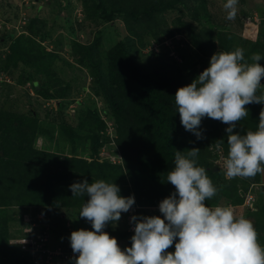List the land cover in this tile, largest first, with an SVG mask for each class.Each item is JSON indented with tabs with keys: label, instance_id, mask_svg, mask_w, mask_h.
<instances>
[{
	"label": "trees",
	"instance_id": "trees-1",
	"mask_svg": "<svg viewBox=\"0 0 264 264\" xmlns=\"http://www.w3.org/2000/svg\"><path fill=\"white\" fill-rule=\"evenodd\" d=\"M236 1L241 4L238 9L242 10L241 14L233 13L227 17L224 12L227 21L220 23L219 19L210 16L208 0H84L85 17L91 19L86 17L87 21L94 19L98 26L123 17L132 29L138 24L139 30L151 34L153 45L162 37L171 38L172 45L159 44L166 45L165 50L172 59L169 63L159 57L161 53L155 57L157 52L154 51L147 56L155 57L156 61L142 63L136 55L134 39L121 34L120 41L104 53L99 50L102 31H98L88 44L71 41L73 63L46 50L43 43L29 33L35 31L30 23L29 34L17 35L16 30L11 32L6 28L0 30L2 43L10 42L5 72L8 75L14 73L9 72L11 65L27 68L19 76V84L26 85L25 76L29 77L27 82L32 83L37 94L46 100L57 101L63 121L57 127L35 113L17 115L0 108V264H33L30 253L15 250L17 246L11 244L13 232L8 224L13 219L10 214L14 207L33 206L43 215L49 208L54 211L61 207L68 211L97 209L107 224L110 218L104 213L122 210L127 221L128 210L139 206L144 209H136L133 215L134 221L141 224L152 207L164 211L166 208L212 209L228 204L242 206L245 195L251 191L256 198V211L242 208L241 213L245 219L254 218L257 222L252 231L243 230L236 240L240 247L238 254L241 259H246L248 252L264 253V236L260 234V230H264V188L260 182L264 160L260 158L263 153L258 146L264 136V92L245 85L247 99L238 100L233 96L231 85V75L247 82L248 77L264 73V13L260 15L256 39L249 41L242 35L229 34L230 28L243 27L252 17L245 11L246 1ZM90 9L93 12L88 15L86 11ZM167 11L179 13L176 22L186 31L183 39L176 40L177 30L160 32L158 29L160 16ZM72 27L70 34L73 36L76 29ZM134 33L141 36L140 31ZM186 48L194 49L199 62L207 69L193 74L191 81L184 69H179V63L189 60L190 53ZM229 54H233L236 62ZM102 57L107 65L105 72L100 61ZM59 61L73 68L81 65L90 71L82 84V92L89 93V99L81 103V109L89 110L91 117L83 123L88 125L83 126L88 131L78 126L83 119L73 127L64 118L67 102H71L70 98L76 92L72 84L77 78L67 81L66 70L60 71L53 66ZM227 69H230V75L225 72ZM51 90L54 93L50 94ZM97 98L105 103L101 109ZM77 105L79 107V103ZM102 114L111 116L112 128L101 118ZM226 119L230 121L227 123ZM91 122L95 126H91ZM108 129H113L116 144L107 148L113 155L100 162L104 146L101 142H107ZM237 133L247 137V146L239 143L235 137ZM58 136L57 143L55 138ZM39 137L50 144L56 141V151L38 149ZM229 141L235 144L231 145L233 143ZM213 145L222 146L225 157L248 175L247 180L238 176L227 179L221 172L214 171L209 163ZM61 146L67 147V154L62 155L58 150ZM252 184L258 187L251 189ZM189 212L192 216L186 219L185 225H180L179 232L192 237V227L200 226L202 221ZM34 217L37 222H44L37 215ZM172 221L178 224L179 220L175 216ZM39 232L51 234V230L42 226ZM103 235V240L110 243L107 250L111 253L117 252L114 244L118 243L143 246L127 228L108 227ZM129 237L131 240L127 241ZM51 245L63 248L61 244ZM198 246V241L175 243L174 240L171 246H156L151 253L156 254L158 248L164 253H176L187 247L199 252ZM105 247L101 244L95 251L102 253ZM201 254L203 259L207 258Z\"/></svg>",
	"mask_w": 264,
	"mask_h": 264
},
{
	"label": "rangeland",
	"instance_id": "rangeland-1",
	"mask_svg": "<svg viewBox=\"0 0 264 264\" xmlns=\"http://www.w3.org/2000/svg\"><path fill=\"white\" fill-rule=\"evenodd\" d=\"M245 1L247 3L245 5V11L250 12L252 16L258 19L259 21L255 23L258 24L261 19V13H264V0ZM207 7L210 16L212 18L216 17L217 19H219L220 23L222 21H227L226 17L224 19V12L226 13L227 17L231 16L233 13L236 14L239 12L241 14L242 12V10L238 11V9L241 8V4H239V2H237L236 0H208ZM85 10L86 7L84 4V0H0V17H2L5 21L10 19L14 20V23H6L12 25L16 24V26H18L21 15H16L17 12L27 14L29 16V21L24 27V32L28 33V27L30 26L29 23L32 24V26L35 28V31L29 33H31L33 37H36V40L38 42H41V44L43 43L42 46L46 50L57 53L61 60L63 58L65 62H73L75 60L72 56L73 46L71 45V41L88 44V42L90 43L95 39V37L98 35V31L103 32L102 41L99 48V50L103 53L113 48L120 41L121 37L119 34H121L122 37H131L134 39V44L136 46L135 51L137 53L136 55L142 63L148 64L156 61L154 58L156 56H159L157 55L158 53H161L162 56L159 57L166 63L172 62V59L169 58L168 53L165 50L166 45H159L160 43H167V45H172L169 42L171 38H168L166 36L162 37L159 42L153 45L151 43V34H147L146 32H143V30H139L138 24L135 26L134 30L129 27L128 24L124 21V18L121 17L120 19L112 23L98 26L97 24H95L94 19L93 21H87L88 17L87 15V18L85 17ZM92 12L93 11L91 9L89 11H86L88 15L92 14ZM178 16L179 13L177 11H167L165 14L163 13L160 16L159 20L160 26L158 29L160 30V32L162 30L164 31L174 29L177 30L176 40L183 39L182 37L186 36V31L179 28L178 23L176 22ZM246 22L244 23L243 27L237 25L234 28H230L229 34L236 33L238 35H242L244 36V39H249V41L256 39L259 34L260 28L258 26H255L256 28L250 29L251 26ZM69 26H73L72 28L76 29L75 35L72 36L70 34V32H72V29ZM136 31H140V37H138V35H135L136 33L134 32ZM43 36H45V39ZM2 42L3 41L0 40V108L17 115H31L32 113H35L42 120L50 123H55L57 127H60L61 122L63 121L61 120L60 113H58L57 110V107H59L57 101L46 100L45 98H42V96L37 94L35 89H33L31 85L32 83L27 82L29 77L25 76V80L27 83L26 85L22 86L19 84V76L22 72L25 73V71L28 69L23 65H19L17 68L11 65L9 72L13 71L14 73L12 72V75H8V72H5L4 68L7 65V58H9L8 48L10 42H7L5 44ZM148 42H150L149 45L151 46L148 45L147 47H145ZM161 48L163 50H161ZM185 50H187V48ZM139 51H141L144 55H142ZM152 51H154L155 53L157 52L154 58L147 56ZM187 51H189L190 53L188 54L189 60L188 62H185L184 60L182 63H179V65L181 66L179 69H184V74L188 75V77L190 78L189 80L191 81L193 76L198 73V71L207 69H205V66L199 62L200 59L194 53V49L190 48V50ZM229 58L231 60H235L233 58V54H229ZM100 61L102 64V69L105 72L107 70V65L104 63L103 57ZM66 65L64 61H59L53 64L54 68L56 67L60 71L66 70L65 78H67V81H75L77 78V81L73 82L72 84L73 89L76 92L73 94V98H70L71 102L66 101L67 108L64 111V118H66V120L69 121L73 127L77 126V123L81 119H83L81 121V125L78 126L87 127L88 125L83 123L86 119H90L91 117L89 115V110L81 109V103L82 101L86 102L89 99V93L83 94L82 84L86 82L85 80L87 77V73L90 74V71L86 67H82L81 65H77L75 68ZM187 66L189 68H185ZM176 68L177 66H175V69ZM188 69L190 70L187 71ZM194 70L197 71L195 72ZM225 72L230 75V69H227V71ZM231 78V85L233 86V96L235 99H247L246 97L248 94L246 93L245 85L253 88V90L255 91H258L253 87L254 83L252 79L247 80V82H243L239 80L236 75H231ZM202 81L203 80H201L200 83H202ZM52 93H54V90L50 91V94ZM97 101L99 109L105 106L104 101L100 98H97ZM78 103L79 107L77 105ZM101 118H103L106 124H108V126L112 128L113 122H111V116L102 114ZM226 121L228 123L230 120L228 121V119H226ZM91 124V126H95L93 122H91ZM84 130L88 131L89 129L84 128ZM108 134L109 135H107L108 137L106 138L107 142H104L103 140L101 142L104 145L102 147V149H104V152L101 154L103 158L100 157V162H102L103 159L105 160L106 158H109L113 155V153L109 152L107 148H109L110 146H115L116 136L113 129L112 131L108 129ZM235 137L239 139L240 144H245L246 146L248 145V140L246 139L247 137H243L241 133L235 134ZM55 140H58V143L60 140L59 136L56 137ZM258 143V146L260 147L263 155L261 156L260 153L258 154L259 156H261L260 158H263L264 160V146L262 144L264 143L263 135L261 136V141ZM234 144L235 143L231 145ZM36 145L38 149L47 150L49 152H55L57 149L56 141L55 143L50 144L49 141L45 140L43 137L38 138ZM211 147L213 149V157L209 160V163L212 164V167H214V169L217 168L216 172H221L223 177L227 179H230L233 176H238L243 180H247L248 175L245 172L243 173V171L241 169H238L234 164H231L225 157L222 146L218 148L213 145ZM255 149L258 150L257 147ZM58 150L62 152V155L67 154V147L61 146ZM233 155L235 160L237 161L238 156L236 155V153ZM88 160H91V158L89 157ZM115 160L117 162L119 161V159ZM252 188L256 189L255 186L252 187L251 185V189ZM250 194H253V196H255L252 191L250 192ZM138 208L144 209L139 206ZM138 208H135V210ZM147 211V217L143 218L141 224H139L141 228L144 229V232L133 236L134 238H137L138 241H141L143 243V246L137 245L136 248H132L129 247L128 244H126V246L128 247L127 250H134L133 255L139 256L138 258H141V256L144 257L152 255L151 250H153V248L156 246L166 247L169 244L171 246V243H174V240L175 243H180L182 240H186L187 242L198 241L199 254L203 253L207 257L206 259H203V261H200L201 259L199 260V258L201 256H199L198 254L197 258L199 261H196V263L224 264L223 261L225 262L231 257L237 258L239 256V254L236 253H239V246L236 249V252L231 253V249H235L231 245L232 241L236 242V240L239 239L240 235H242L243 230H245V232L252 231L257 222L256 219L249 216V218L251 219L247 218V223L244 228H237V230L234 229L231 232L230 227L228 229V233L231 232L230 234L225 233L224 235H221L219 237L208 236L202 229L194 231V227H192L191 232H193V236L189 237L188 233H180L179 231L181 227L180 225H185L183 223L188 222L186 219H189L190 216H192L190 212L175 208H166V210L162 211L154 207L150 208V210ZM38 212L40 213H37V210L33 206L24 207L22 209L14 207L11 210L10 215L13 216V219H10L11 221L8 224L10 231L13 232L11 244H19L17 243L18 239L29 238L32 233L38 231L42 226L51 230V234L49 235L50 243L61 244L63 245V248L66 249L86 248L87 251L90 252V246H101L103 239H105L103 233L108 227L116 230L127 228V222L125 221L124 213L122 210H110L107 213H104L110 218V221L106 222L107 224L104 223L100 215V211H98L97 209H74L72 211H68L65 208L61 207L55 211L52 208H49V211H46L48 215H43V212L41 211ZM36 215L39 220H44V222H37L36 218L34 217ZM175 216L179 220L178 224H174V221H172L174 220ZM47 217L48 221L46 220ZM2 222L3 224H6L4 220H2ZM106 225L108 226L106 227ZM260 234L264 236L263 229L260 230ZM130 240L131 238L129 237L127 241ZM14 249H17L19 251L18 247H14ZM146 251H148V253ZM255 255H258V253H246L247 261L251 262L252 260H250V258L255 257ZM23 257L27 256L23 254ZM135 264H150V262L149 260H143L141 263Z\"/></svg>",
	"mask_w": 264,
	"mask_h": 264
},
{
	"label": "built area",
	"instance_id": "built-area-1",
	"mask_svg": "<svg viewBox=\"0 0 264 264\" xmlns=\"http://www.w3.org/2000/svg\"><path fill=\"white\" fill-rule=\"evenodd\" d=\"M29 19L28 16L23 14L18 26L15 28L22 33L25 25H27ZM258 19H255L254 23H257ZM259 24V23H258ZM258 24H254L258 26ZM3 23L0 22V29L3 27ZM253 25V24H252ZM249 34V33H248ZM235 61V60H234ZM254 85L264 91V73L260 72L254 77H250ZM112 130V129H111ZM104 152L102 149L101 154ZM242 208L246 210H255V197L250 193L246 196L245 202L242 206H234L231 204L225 206H216L215 208H199L182 209L185 211H192L196 218L202 221L204 230L208 236L219 237L228 233L230 228L231 232L237 228L241 229L245 224V217L242 215ZM181 210V209H179ZM245 210V211H246ZM135 208L129 210L128 220L131 222V231H138V227L134 224ZM233 227V228H232ZM229 232L228 234H230ZM18 245L22 247L23 251L32 254L33 264H116L118 259L123 257H131L133 261L139 260V256L133 255L134 250L128 251V247L122 243H118L116 247V253H111L107 249L102 253L99 252H86L76 249L63 250L62 247L53 248L50 243L49 235L45 232L35 231L27 239L18 240ZM232 247L237 249L238 243L232 242ZM199 252H196L193 247L183 248L182 250L172 252H161L158 250L156 254L148 257L150 264H172L174 261L184 262H196L202 257L197 258ZM200 256V254H199ZM249 260V259H248ZM216 263V262H215ZM224 264H264V257L252 260L251 262L245 260H236L233 258L228 259Z\"/></svg>",
	"mask_w": 264,
	"mask_h": 264
},
{
	"label": "clouds",
	"instance_id": "clouds-1",
	"mask_svg": "<svg viewBox=\"0 0 264 264\" xmlns=\"http://www.w3.org/2000/svg\"><path fill=\"white\" fill-rule=\"evenodd\" d=\"M21 3H23V2H21ZM28 4V3H27ZM21 15V17H22V15H23V13L22 12H20V13H18V14H16V15ZM25 15H27V14H25ZM28 16V15H27ZM14 18V17H13ZM28 18H29V16H28ZM255 17L254 16H252L251 18H249V19H247V24H249L251 27H250V29H253V28H256L255 26L256 25H254L255 23ZM16 20H18V19H16ZM259 21V20H258ZM0 22H2L3 23V27L0 29V30H2L3 28H6L7 30H9V31H11V32H13V31H17V33H18V35L20 34V35H22V34H25L26 32H24L25 31V28L23 29V31H22V33H20V31H18L15 27H16V24H14V25H12V24H9V23H6V22H10V23H14V20H4L2 17H0ZM259 24H258V27L260 28V22H258ZM253 24V25H252ZM249 29V28H248ZM16 34V33H15ZM16 36V35H15ZM258 37V36H257ZM235 59V58H234ZM233 60V59H232ZM233 62H236V60L234 61L233 60ZM246 73V72H245ZM250 79V77H248V80ZM253 87L256 89V90H260V89H258L254 84H253ZM261 92H264L263 90H260ZM249 194V193H248ZM247 194V195H248ZM247 195H245V198H246V196ZM253 195V194H252ZM255 197V196H254ZM255 202H256V198H255ZM232 205V204H231ZM130 210V209H129ZM128 210V211H129ZM106 210H104V212H105ZM252 211H256V207H255V210H252ZM127 229H128V232L129 233H131L133 236H135V235H138V234H140V233H142V232H144L143 230H142V228H141V226L139 225V224H137L135 221H134V224L138 227V231H131V229H130V226H131V222H129V220L127 219ZM246 223H247V219H245V224H244V226H246ZM244 226L242 227V228H244ZM199 229H202L204 232H205V230H204V226L202 225V224H200V226H198V227H195L194 228V231H198ZM206 233V232H205ZM18 240H20V239H18ZM232 242H234V241H232ZM11 243H12V241H11ZM212 243V242H211ZM237 243V242H236ZM14 245H16L17 247H19V250H21V251H23L22 249H21V247L18 245V244H16V243H13ZM102 244H105L106 245V247L104 248V250H106L107 249V247H109L110 246V243L108 242V241H106V240H103L102 241ZM239 244V243H238ZM115 246H116V244H114ZM124 245H126V244H124ZM231 245H232V243H231ZM239 246V245H238ZM129 247H132V246H130L129 245ZM132 248H136V247H132ZM187 248H189V247H187ZM74 249V248H73ZM76 250H82V251H86V252H88L87 251V249L86 248H75ZM97 249V247H95V246H90V252H96L95 250ZM160 248H158L156 251H155V253L159 250ZM183 249V248H182ZM181 249V250H182ZM239 250V249H238ZM168 252H172V251H168ZM233 252H236V249H231V253H233ZM23 253H28L29 254V252H26V251H23ZM237 254H238V252H236ZM31 254V253H30ZM259 254V253H258ZM152 255H154L153 253H152ZM152 255H148V256H144V257H142L141 256V258H139V260H135V261H133V259L131 258V257H123V258H121V259H118L117 260V262H116V264H135V263H141L143 260L145 261V260H149L148 259V257H150V256H152ZM31 256H32V254H31ZM264 257V256H263ZM262 257V258H263ZM32 258V257H31ZM231 258H233V257H231ZM238 258V259H237ZM237 258H233V259H236V260H245V259H241L240 258V255L237 257ZM203 259V258H202ZM230 259V258H229ZM246 260H247V258H246ZM201 261V260H200ZM174 262H180V263H185L184 261H174ZM174 262L172 263V264H174ZM187 262V261H186ZM226 262V261H225ZM223 263H224V261H223Z\"/></svg>",
	"mask_w": 264,
	"mask_h": 264
},
{
	"label": "crops",
	"instance_id": "crops-1",
	"mask_svg": "<svg viewBox=\"0 0 264 264\" xmlns=\"http://www.w3.org/2000/svg\"><path fill=\"white\" fill-rule=\"evenodd\" d=\"M20 7V6H19ZM19 12H17L18 14ZM212 253V252H211ZM232 256V255H231ZM264 256V253H259L258 255H255V257H251L250 260H256L258 258H262Z\"/></svg>",
	"mask_w": 264,
	"mask_h": 264
},
{
	"label": "flooded vegetation",
	"instance_id": "flooded-vegetation-1",
	"mask_svg": "<svg viewBox=\"0 0 264 264\" xmlns=\"http://www.w3.org/2000/svg\"><path fill=\"white\" fill-rule=\"evenodd\" d=\"M264 170V169H263ZM260 182H261V187H263L264 188V181H263V175H262V170H261V178H260ZM253 186H257L258 187V185L257 184H252V187Z\"/></svg>",
	"mask_w": 264,
	"mask_h": 264
},
{
	"label": "water",
	"instance_id": "water-1",
	"mask_svg": "<svg viewBox=\"0 0 264 264\" xmlns=\"http://www.w3.org/2000/svg\"><path fill=\"white\" fill-rule=\"evenodd\" d=\"M217 168L214 169V171H216ZM262 175H263V181H264V170H262Z\"/></svg>",
	"mask_w": 264,
	"mask_h": 264
}]
</instances>
